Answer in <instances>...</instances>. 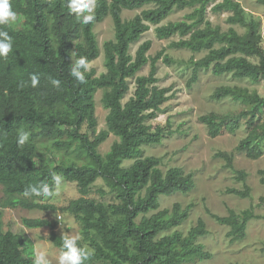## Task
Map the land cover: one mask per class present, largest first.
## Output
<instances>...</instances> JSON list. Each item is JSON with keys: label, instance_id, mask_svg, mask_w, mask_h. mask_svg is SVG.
<instances>
[{"label": "trees", "instance_id": "16d2710c", "mask_svg": "<svg viewBox=\"0 0 264 264\" xmlns=\"http://www.w3.org/2000/svg\"><path fill=\"white\" fill-rule=\"evenodd\" d=\"M210 0H95V19L89 24L80 22L67 7V0H10L17 13L15 22L0 26L12 37L13 48L6 58H0V184L8 195L23 196L28 184L48 183L54 185L52 174L62 175L75 182L80 197L69 202L66 210L74 215L81 224V236L94 249L91 260L105 264H186L210 255L202 246L194 244L196 237L205 233L204 226L198 221L184 237L179 233L153 241L155 235L169 227H175L186 218V211L175 204L169 215L167 210L150 215L155 211L161 195L186 193L193 187L189 175H183L178 168H170L162 173L158 168V159L153 157L137 158L128 168H122L125 159L136 157L142 145L158 144L166 132L156 127L153 132L144 121L156 117L161 104L165 101L167 89L156 86V61L161 52L148 59L146 56L151 42L144 41L133 56L128 52L148 31L149 24L154 25V34L158 40L173 35L184 37L170 45L174 48H186L194 52L207 50V54L190 61L191 75L187 81L190 87L197 80L199 69L210 68L214 75L230 73L235 78H264V50L259 46L260 35L257 23L246 21L243 10L237 2L222 0L212 7V11H230V23L245 26L243 35L232 29L220 32L204 19L205 9ZM145 5L152 9H143L130 20H122L123 10H135ZM193 7L185 19L159 25L173 10ZM109 16L113 24V40L103 43V56L106 72L99 77L85 73L86 83L78 84L70 76L71 63L85 56L89 61L99 55L98 45L93 33L95 23ZM219 44L218 48H213ZM75 53V55H73ZM256 57L257 64L246 58ZM147 76H135L148 62ZM164 63H171L166 56ZM39 77L37 87L30 84V76ZM134 77L133 95L124 103L122 99L128 91L127 80ZM50 78L61 80V87L54 88ZM23 81L26 86L21 87ZM97 89H103L102 106L107 109L106 131L95 134L93 96ZM231 96L253 104L245 121L246 136L236 146L249 159H257L262 154L261 141L264 140V125L259 123L264 112V98L249 94L234 87L217 88L210 96L219 100ZM207 127L210 137L221 131V122L214 115L198 118ZM86 125L87 131L82 132ZM230 130L234 123L225 125ZM66 140H57L54 134H62ZM26 131L29 140L24 145L17 143L18 133ZM108 133L118 138L102 158L96 151ZM43 138L50 142L54 152L66 163L50 165L36 153L34 140ZM84 152L90 163H79L75 157L67 154ZM69 154V155H70ZM230 164L225 153H218ZM260 183L264 184V170ZM243 177L242 173H239ZM100 178L115 194L117 203L109 209L117 219L109 224L106 208L84 196L89 186ZM235 194L244 196L238 191ZM24 197V196H23ZM45 197H33L31 199ZM12 205L32 209H48L50 206L26 201H12ZM142 215L139 222L136 218ZM252 217L248 211L239 215L232 211L226 217H215L219 223L229 227L231 241L244 237L246 222ZM28 228L51 226L42 219H23ZM93 231L100 242L92 235ZM49 239L60 249L61 237L51 232ZM131 241L134 253L123 246ZM79 244L83 246L80 242ZM33 246L29 239L20 240L17 234L0 232V264H33Z\"/></svg>", "mask_w": 264, "mask_h": 264}, {"label": "rangeland", "instance_id": "374dc122", "mask_svg": "<svg viewBox=\"0 0 264 264\" xmlns=\"http://www.w3.org/2000/svg\"><path fill=\"white\" fill-rule=\"evenodd\" d=\"M95 1V0H94ZM222 0H210L206 6L204 19L212 26L219 28L220 32L229 29L238 35L245 33V26L239 23H230L228 17L230 11H212V7ZM237 2L243 10V17L246 21L257 23V32L260 35L259 46L264 50V0H232ZM153 5H145L140 9L123 10L122 20H130L138 15L143 9H152ZM193 7H186L180 10H173L159 25L168 22L187 21L185 16L190 14ZM154 25L149 24V29L137 42L129 46V54L134 55L137 47L144 41H150L151 46L146 56L148 59L161 52L160 58L156 61V86L165 88V101L161 104L156 117L144 121V124L153 132L156 127L165 129V133L158 144L142 145L139 147V154L136 157L125 159L121 163L122 168H128L135 159L153 157L158 159V168L165 173L170 168H178L183 175H189L193 187L186 193L177 192L172 195H161L158 198V207L143 216L167 210L170 214L172 207L178 204L181 210L186 211V218L179 225L169 227L158 232L153 241L163 237L179 233L184 237L187 232L201 221L205 233L194 240V244L202 246V250L210 255L207 259L195 260L186 264H264V184L260 183L261 170H264V140L261 141L262 154L257 159H249L244 153L236 151V146L246 136L245 121L253 104L236 99L231 96L219 100H212L211 94L220 87H234L246 91L249 94H256L264 98V78L252 80L250 78H235L230 73L214 75L210 68L199 69L197 80L190 87L187 81L191 75L192 66L190 61L203 58L207 50L198 52L186 48H174L170 44L187 36L180 37L173 35L167 39L158 40L154 34ZM93 33L98 45L99 55L90 61L87 71L92 77H99L106 72L102 45L106 41L113 40V24L109 16L102 21L95 23ZM214 44L213 48H218ZM170 59L171 63H164L163 57ZM250 63L257 64L256 57L246 58ZM149 72V60L147 64L136 73L135 76H147ZM128 91L122 99L126 102L134 91V77L127 80ZM103 89H97L94 96V117L96 120L95 134L106 131L107 109L102 106L101 97ZM214 115L225 121L221 122V131L215 137H210L207 127L199 122L198 118L204 115ZM234 123L230 130L225 125L229 121ZM260 124L264 125V112L261 113ZM60 134H54L57 140H66L64 128H59ZM86 125L82 132H86ZM118 141V138L111 133L96 148L97 153L104 158L111 145ZM36 153L50 165L63 162L57 152L51 148L50 142L39 138L33 141ZM218 153H225L230 158V164L225 159L217 156ZM68 153V156L75 157L79 163L90 164L84 157V152ZM239 173L243 174L241 178ZM238 191L244 196L233 193ZM80 197L75 182L63 178L59 190L52 197L43 199H29L19 195H8L3 185L0 184V232H11L17 234L20 240L29 239L33 246V255L38 248L46 249L49 264H59V248L55 247L49 239L51 232L61 237L63 233H72L81 236V224L79 220L70 214L66 208L70 201ZM97 203H101L107 210L109 224L117 219L108 208L109 205L117 203L115 194L100 178L96 179L84 196ZM26 201L41 205L50 206L48 209H28L20 204L12 205V201ZM232 211L239 215L243 211L251 213L252 217L246 222L244 237L240 240L231 241L228 236L229 227L219 223L215 217H226ZM142 215L136 218L139 222ZM23 219H42L51 226L40 228H28L25 233L19 225ZM91 235L100 242L99 237L91 231ZM82 237V236H81ZM83 246L89 248V244L83 240L79 241ZM123 246L134 253L131 241L127 240ZM85 264H105L101 261L91 260Z\"/></svg>", "mask_w": 264, "mask_h": 264}, {"label": "clouds", "instance_id": "9594fccd", "mask_svg": "<svg viewBox=\"0 0 264 264\" xmlns=\"http://www.w3.org/2000/svg\"><path fill=\"white\" fill-rule=\"evenodd\" d=\"M67 7L84 24H89L95 19L94 0H67ZM16 18L17 13L13 10L10 0H0V26L9 25L15 22ZM12 48V37L8 31L0 28V58H6L12 51ZM89 65V59L85 56H80L71 63L70 76L78 84L86 83L85 73L89 70ZM39 82V77L36 74L30 76V84L32 87H37ZM50 83L54 88L59 89L62 82L60 79L50 78ZM20 86L24 87L26 85L21 81ZM28 140V132L20 131L18 133L17 143L19 145H24ZM51 178L54 185L48 183L28 184L22 195L29 199L33 197H52L58 192L59 186L63 181V176L53 173ZM19 227L27 233L28 229L25 225L20 224ZM81 239L82 237L77 234L63 233L61 235L62 243L59 249V264H85L94 255V249L79 244ZM33 264H49L46 249H37Z\"/></svg>", "mask_w": 264, "mask_h": 264}]
</instances>
